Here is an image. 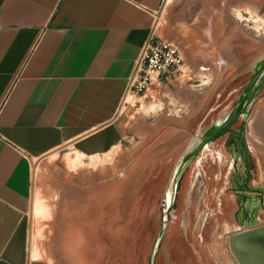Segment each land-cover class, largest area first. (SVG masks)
Wrapping results in <instances>:
<instances>
[{"label": "rangeland", "instance_id": "1", "mask_svg": "<svg viewBox=\"0 0 264 264\" xmlns=\"http://www.w3.org/2000/svg\"><path fill=\"white\" fill-rule=\"evenodd\" d=\"M193 2L165 0L158 35L180 44L177 21L192 17ZM246 16L238 12L236 23L254 37L256 46L249 47L253 59L264 54V15L255 9L249 20ZM233 52L239 60L246 55L241 46ZM184 56L185 66L172 84H152L146 96L132 94L119 110L127 134L115 154L114 149L92 158L65 146L34 162L32 259L74 264L63 254V240L75 218L82 220L99 205L91 220L98 248L86 264H243L236 252L244 246L238 236L253 228H240L246 203L249 209L250 201H256L249 210H254L255 227L264 226V56L255 58L261 62L256 69L230 83L221 81L203 108L205 97L189 89L214 70L204 71ZM249 91L248 107L233 125L221 136L213 133L236 108L247 105ZM163 117L176 121L167 141L160 137L166 128L158 136L151 131ZM75 157L80 163L72 169L68 158Z\"/></svg>", "mask_w": 264, "mask_h": 264}, {"label": "crops", "instance_id": "2", "mask_svg": "<svg viewBox=\"0 0 264 264\" xmlns=\"http://www.w3.org/2000/svg\"><path fill=\"white\" fill-rule=\"evenodd\" d=\"M193 1L189 15L204 10L215 17L212 43L206 49L214 60H192L209 67L204 71L216 70L189 89L205 97L203 108L221 81L230 83L238 67L249 69L254 40L240 29L236 16H248L255 9L264 15V0ZM164 2L0 0V264H46L32 259L36 160L65 146L86 157L122 147L127 131L117 115ZM175 31L184 49L177 27ZM239 46L246 54L243 61L233 52ZM170 119H158L151 131L159 133L166 126L160 137L168 138V128L175 123L171 119L169 124Z\"/></svg>", "mask_w": 264, "mask_h": 264}, {"label": "bare ground", "instance_id": "3", "mask_svg": "<svg viewBox=\"0 0 264 264\" xmlns=\"http://www.w3.org/2000/svg\"><path fill=\"white\" fill-rule=\"evenodd\" d=\"M240 17H241V15H240ZM213 18H215V17L212 16V13L211 12L204 11V10L202 11L201 10L199 13H196L195 12V14L190 19H188V20L187 19H181L180 21L177 22V24H178L177 30H178V33H179V38H180L181 42H183V48H184L183 51L185 50L184 53L186 52V54L190 55L191 58H192V60L196 61L197 63L200 61V59H205V61L208 60V56H210L211 59L214 58L213 57V55H214L213 53H211V52L210 53H207L206 50H205L206 49V45L212 43ZM218 20H219V22H218L219 23V31L221 33L222 32V29H223V26H222V24L220 26V23H221L220 21L222 20V23H223V17H219ZM216 30H217V28H216ZM253 40H254V37H253ZM253 45H254V47L256 46L255 44H253ZM223 51L224 50H222V52ZM262 52H264V48H263ZM248 54H250V53H248ZM238 55H239V53H238ZM263 56H264V54L261 53V55H259L257 57H254L250 61L249 65H248V68H252L253 69V67H254L256 69V67H257L256 65H260L261 62H255V58L261 60L263 58ZM197 60H199V61H197ZM205 65H207V64H205ZM208 65H210V64H208ZM225 65H227V63ZM237 65H238V63H237ZM237 65H235V66H237ZM203 66L201 68L202 70L209 69V67H207V66L206 67H203ZM212 66H214V65H212ZM245 70H246V67H238L234 71V73H233V78L238 77ZM215 72H216V70H215ZM247 94L249 96L250 93H247ZM173 120H175V119L173 118ZM171 122H172V120H170V123L169 124H171ZM179 122L177 121L178 124H179ZM175 124H176V121H175ZM160 126L161 125H159V127ZM261 126H263V125H261ZM217 127H218V125H216L214 127L215 128L214 129L215 131L213 133L217 132V130H216ZM165 128H166V126H165ZM168 129H171V128H168ZM154 131H155V134H156V130H154ZM157 134H159V133H157ZM167 134H168V132H167ZM197 141L200 143V141L198 139H197ZM150 145H149V147H150ZM117 149H119V148H117ZM117 149H115L113 151L114 154H115V151ZM80 155L81 156H85V155H82V154H80ZM114 156L117 157L118 155H114ZM140 156H141V154H140ZM94 157H99V156H92V158H94ZM109 160H111V159H109ZM109 160H107V161H109ZM113 160H114V158H113ZM68 162H69V166L72 169L73 168L74 169L78 168L79 163H80V161L78 160V157L68 158ZM112 162H114V161H112ZM96 165H97V163H96ZM96 181H97V178H96ZM262 187L264 188V186H262ZM119 191H121V190H119ZM106 192H108V191H106ZM100 193H102V190H101ZM116 193H118V192H116ZM169 199H170V201L172 200V194L171 193L169 194ZM257 205L258 204H256L255 201L251 200L250 203H249V209H253ZM100 206H101V204H100ZM96 207H99V205H97V206H94L93 205V207H91L87 212H85V214L83 213L84 214V217L82 216V220L78 221V218H75L76 219V222L74 223V228L73 229L70 228V230L68 231V237L63 240V242H64V244H63V254L66 257V259L68 261H70L71 263H74V264H86L87 257L89 255L90 256L93 255L94 254L93 252L98 248V247H96V245H95V243L93 241L95 239L93 234H94V232H96L95 231L96 228H95L93 222L91 223V220L93 219V217L95 215V208ZM78 216H80V215H78ZM85 224H86V226H85ZM243 232H244L243 234H240L238 236L237 242L238 243H243L244 246H242L241 248L239 246L238 247L236 246L237 247L236 252L240 256V259L243 261V264H264V226H262V227H253L252 229H249V230L243 231ZM31 242H32V238H31ZM233 247H235V245ZM33 256H35V255H33Z\"/></svg>", "mask_w": 264, "mask_h": 264}, {"label": "built area", "instance_id": "4", "mask_svg": "<svg viewBox=\"0 0 264 264\" xmlns=\"http://www.w3.org/2000/svg\"><path fill=\"white\" fill-rule=\"evenodd\" d=\"M158 29L157 18L128 80L120 109L128 103L132 94L146 96L152 84L158 86L172 84L185 66V56L181 45L159 36Z\"/></svg>", "mask_w": 264, "mask_h": 264}, {"label": "flooded vegetation", "instance_id": "5", "mask_svg": "<svg viewBox=\"0 0 264 264\" xmlns=\"http://www.w3.org/2000/svg\"><path fill=\"white\" fill-rule=\"evenodd\" d=\"M254 85V84H253ZM250 93V91H249ZM250 100V97L248 96L247 98V102L246 104L247 105H244L241 109H238L236 108L234 111H233V114H231V118L226 120V121H222L223 123H219L218 127H217V136H221L226 130H228L232 125H233V120L239 116V112H243V110L246 109V107H248V101ZM255 201V200H253ZM256 202V201H255ZM254 213V210L251 211L248 209L247 207V203L245 204L244 208H243V211H242V214L241 216H239L238 220L241 224V227H255L256 226V222L255 220L256 219V216L253 215Z\"/></svg>", "mask_w": 264, "mask_h": 264}]
</instances>
